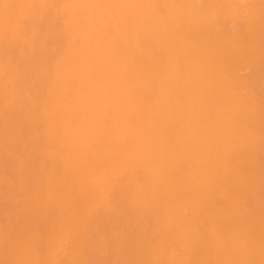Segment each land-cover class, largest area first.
I'll return each mask as SVG.
<instances>
[{
	"label": "bare ground",
	"instance_id": "1",
	"mask_svg": "<svg viewBox=\"0 0 264 264\" xmlns=\"http://www.w3.org/2000/svg\"><path fill=\"white\" fill-rule=\"evenodd\" d=\"M0 264H264V0H0Z\"/></svg>",
	"mask_w": 264,
	"mask_h": 264
}]
</instances>
